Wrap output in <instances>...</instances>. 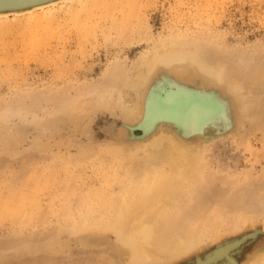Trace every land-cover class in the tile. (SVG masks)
I'll use <instances>...</instances> for the list:
<instances>
[{
    "label": "rangeland",
    "instance_id": "1",
    "mask_svg": "<svg viewBox=\"0 0 264 264\" xmlns=\"http://www.w3.org/2000/svg\"><path fill=\"white\" fill-rule=\"evenodd\" d=\"M47 12L0 18V264H126V196L146 188L144 148L161 134L189 156L208 142L195 149L206 159L192 169L194 194L176 199L172 215L226 197L242 210H203L200 235L213 242L172 264L263 226L264 0H77ZM173 36L188 41L181 55L170 54ZM159 52L179 59L148 73ZM168 91L202 94L216 110L192 133L169 119L144 126L147 102ZM259 252L264 236L240 263Z\"/></svg>",
    "mask_w": 264,
    "mask_h": 264
},
{
    "label": "bare ground",
    "instance_id": "2",
    "mask_svg": "<svg viewBox=\"0 0 264 264\" xmlns=\"http://www.w3.org/2000/svg\"><path fill=\"white\" fill-rule=\"evenodd\" d=\"M74 1H77V0H58V1H54L51 3L45 4V5H41V6L31 8V9H28L25 11L14 12V13H18V14H13V15L14 16L28 15L30 17L37 19V20H41L42 18H44L46 16V14L48 13L47 11L49 9H52L54 6L65 4V3H71ZM7 17H8L7 13H0V18H7ZM188 37H190V36H188ZM184 38H186V37H184ZM184 38L182 39V41H179V40H181L180 38H175V37H174V39L169 38V39H172V40H169L170 44L167 45V46H169L168 49L171 52L170 54H172V52H173V53L179 55L178 53L180 51H181L180 55L182 54V50H183L182 47L188 44V41H186V40L183 42ZM166 40H168V38ZM191 41H190V43H191ZM160 48L161 47H158L156 49H160ZM178 49H180V50H178ZM167 50L165 49L164 52L166 51V53H167L168 52ZM157 51H159V50H157ZM176 51H178V52L176 53ZM184 51L185 50H183V52ZM164 52H159L160 54L155 53L156 56L154 58H152V60L144 62L146 64L145 69L146 68L150 69V70L148 69V73H150L149 71L154 69V67L157 64V60H160V58L163 59L165 57L166 54H164ZM168 56H170V55H168ZM174 57H176V56L174 55L173 57L170 56V57H165V58H167V59L171 58V61L179 59V57H178V59H177V57L174 59ZM116 70H117V67H116ZM141 70H143V69H141ZM118 72H120V71H118ZM148 73H146V75H144L145 73L141 74L140 76L147 78V76L149 75ZM80 88H82V87H80ZM134 102H136V101H134ZM138 106H139V102H136V108ZM139 109H140V107H139ZM215 110H216L215 105L211 101H209L205 96H203L202 94L193 93L191 91H168L165 93H160V94L155 95L154 97H152L147 102V110H146V114L144 117L143 124H144V126L149 127L158 119H169V120L176 122L178 124L180 130H186L188 133H190V132L192 133L195 130L200 129V127L211 117V115L215 112ZM177 131H178V129H177ZM163 133H165V132H163ZM163 135H165V136H163ZM163 135L161 134L159 139L154 138V140L156 139L155 141L159 140V142L157 141L158 142L157 147L153 146L155 143H157V142H155L154 144L152 143V146H149V148H148V146H146L147 148H144L145 153L148 155L145 159V161H146L145 165L147 166L148 171L152 175V177H151V175H149L151 177L149 179H147L148 177L145 178L148 180L146 188L144 190H142L141 192H135L133 195H127L126 196L128 208H127V211L124 212L125 213L124 215L126 216V219L129 218L130 230L127 234H125V236L127 237V241L132 248V249L128 248V250L130 249V250H132V252L130 255V260H128V261L126 260V262H125L126 264L128 262H129V264H172L176 259L178 260L182 256H186L189 253H191L192 251L200 249L201 248L200 246L203 244L204 241L212 240V242H213V238L210 239L211 235L209 237L207 235H206L207 237L200 235V230H201L202 225H201V222L199 223V218L203 216V213H202L203 210L205 213H207L210 211L213 212V209L216 208L214 210L217 213H218L217 209H222V212H223L224 210L226 211L227 208H230L229 204H231V208L233 207L234 210L236 209L235 211H242V210H240V205H241L239 203L240 199H238V201H237L238 204H235V205L233 204L234 206H232L231 198L226 197V195H227L226 194L225 195L226 198L224 199V200H226V202L224 201L225 203H222V207H220L221 206L220 203H219L220 206H218V208L214 207L213 205L204 206L203 208H201L202 210L199 207L194 208V209L192 207L190 209H187L183 213H179L178 215H175V216L172 215L171 214V209H172L171 204H173V202L176 199H178L179 197H181V195H183L185 193L186 194H188V193L194 194V192L191 191V189L189 188L190 181H192L194 179L191 172H192V169H195L196 166L198 165L197 160H200L202 158H203V160L206 159V157H205V159H204V157H201V154H200L201 153L200 151L205 150V149H202L203 147L201 149H199V147L201 145L202 146L208 145V142H207V144H205L206 141H204V144L202 142L201 145H199L200 144L199 143L198 144L199 147L196 146V148L200 151H198V150L196 151L195 150L196 148H195V149H193V152L195 151L194 154H192V156H189L190 155L189 153L191 151L188 153V150L187 151L185 150V147H184L185 142L182 143L178 139H174L172 136H168V134H163ZM156 137H158V136H156ZM151 140H152V138H151ZM149 141L150 140H148L147 144L149 143V145H151L150 143L153 141H151V142H149ZM205 151H202V152H205ZM198 152H200V153H198ZM138 153H140V152H138ZM197 153L199 155L195 156V154H197ZM135 154H136L135 156L137 158L138 157L137 153H135ZM199 156L201 157L200 159H199ZM201 161L199 162L200 166H201ZM124 163H125V161H124ZM157 165L159 167H157ZM127 166H129V164ZM131 167L132 166H130L129 169H134L133 167L132 168ZM197 168H198V166H197ZM131 171H133V170H131ZM219 174H220V172H219ZM223 174H225V172ZM263 174L264 173H262V176L264 177ZM140 175L136 174V176H140ZM202 175L204 176V174H201V176ZM244 175L245 174H243V176ZM210 176H212V175H210ZM234 176H236V173ZM250 176H251V174H250ZM132 177L134 179L135 175ZM201 179H205V177L201 178ZM232 179L235 180L236 178H232ZM237 179L236 180L239 182L242 181V180H240L239 177ZM241 179H243V178L241 177ZM250 179H252V177ZM254 179L257 180V178H254ZM197 180H199V179H197ZM236 180H235V182H236ZM138 181H140V180H138ZM203 181H205V180H203ZM247 181L248 180L246 177V182ZM196 182H198V181H196ZM244 182H241V184ZM253 183H255V182H253ZM233 184H234V182H233ZM235 184L239 185L237 182ZM241 184H240V186H241ZM205 186H207V185L205 184ZM235 187H237V186H235ZM229 193H231V192H229ZM236 195H238V194H236ZM232 196H234V195H231L229 197H232ZM232 199L236 200V197H234V198L232 197ZM116 202H118V201H116ZM228 202H229V204H228ZM202 203H203V201H202ZM113 204H115V203H113ZM255 204H256V202H255ZM116 205H117V203H116ZM257 206H258V202H257ZM262 206H263V203H262ZM262 206L260 205L261 208L258 207V209L262 210ZM254 207H256V205H254ZM243 208L245 209L247 207L244 206ZM249 208H250V210H249L250 212H251V210L254 211V209H252V207H249ZM249 208H247V209H249ZM247 209H245V210H247ZM258 209H256V210H258ZM230 211H232V210H230ZM250 212H249V214H250ZM245 213H243V214H245ZM222 214H224V213H222ZM240 214L241 213H239V216H240ZM204 216H206V215H204ZM210 216L211 215H209V217ZM241 216H243L242 220L244 219V222H246L248 220V218L245 217L244 215H241ZM158 218L161 219L160 225L152 230L151 229V223L154 221V219H158ZM212 219H214V218L212 217ZM220 219H222V218H220ZM210 220H211V218H210ZM123 223H122V225H123ZM202 223H203V221H202ZM222 223H224V222H222ZM228 223H229V221H228ZM125 225H127V224H125ZM227 226H229V225H227ZM230 227H231V225L228 228H230ZM232 227H234L233 224H232ZM257 228L258 227H254V229L256 231L255 230L247 231V233H244L242 235L238 234L237 235L238 237H233V238L227 239V240L226 239L223 240V238L222 239H216L217 238L216 237V238H214V240L215 239L217 240V241L215 240V243L216 244L219 243V245L215 249H213L214 248L213 247L212 248L213 250L210 249L212 251H210L206 254H204V252L201 254H198L197 259L195 257L188 258L185 261H182L178 264H241L239 262L240 257H238V256H239V254L241 255L247 248H249L248 243H250V241L252 240V237L256 236ZM263 229H264V227H263ZM211 231H210V233H211ZM214 231H216V229ZM227 235H229V234H227ZM213 236H214V234H213ZM218 237H220V236H218ZM195 253L197 254L198 251ZM260 254H262V253H260ZM236 255H237V257H236L237 259L235 258ZM249 264H264V254L260 255L256 260L250 262Z\"/></svg>",
    "mask_w": 264,
    "mask_h": 264
},
{
    "label": "water",
    "instance_id": "3",
    "mask_svg": "<svg viewBox=\"0 0 264 264\" xmlns=\"http://www.w3.org/2000/svg\"><path fill=\"white\" fill-rule=\"evenodd\" d=\"M54 1H58V0H0V13H7L8 17H10V16H14L13 14H18V13H14V12L25 11V10H28V9H31V8H34L37 6L45 5V4L54 2ZM263 227H264V224H263V226H259L257 228L256 236L252 237V240L250 241V243H248L249 247L252 246L254 243H256L258 240H260L264 236ZM251 230H255V229L252 228ZM218 245H219V243L216 244L213 249H215ZM212 250H209V251L205 252L204 254H206ZM241 255L239 254L238 257H241ZM195 258L197 259L198 255H196Z\"/></svg>",
    "mask_w": 264,
    "mask_h": 264
},
{
    "label": "flooded vegetation",
    "instance_id": "4",
    "mask_svg": "<svg viewBox=\"0 0 264 264\" xmlns=\"http://www.w3.org/2000/svg\"><path fill=\"white\" fill-rule=\"evenodd\" d=\"M240 262V261H239Z\"/></svg>",
    "mask_w": 264,
    "mask_h": 264
}]
</instances>
